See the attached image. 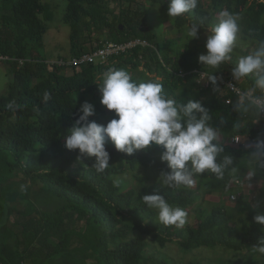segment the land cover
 <instances>
[{
	"label": "trees",
	"instance_id": "1",
	"mask_svg": "<svg viewBox=\"0 0 264 264\" xmlns=\"http://www.w3.org/2000/svg\"><path fill=\"white\" fill-rule=\"evenodd\" d=\"M43 1L0 0L4 13L0 17V56L10 59L0 63L11 79L6 93L0 94V264H53L57 260L62 264H86L89 259L94 264H145L149 260L145 252L150 245L144 237L149 236L161 246L177 241L184 251L200 247L253 251L256 242L264 238V230L253 222V217L264 212V206L237 204L233 208L236 214L230 206L226 209L198 208L191 224L187 220L182 228L171 226L169 230V226L158 222L156 212L147 209L140 199L158 192L173 206L187 211L194 209L197 192L204 190L221 196L231 186L226 188L214 177L205 176L192 189L161 187L157 177L167 168L166 162L159 159L162 149L154 145L125 156L107 143L111 159L103 174L90 168L94 157L78 160V150L64 148L63 137L77 118L75 113L87 98L96 95L101 98L97 86L99 78L110 68L128 71L148 58L158 66L156 74L168 98L186 102L189 97H178L177 92L190 82L196 93L199 90L193 83L195 75L186 72L185 53H176L172 59L159 57L152 46L136 49L105 65H87L73 69L69 76L63 75V68L47 63L37 54L44 47L46 24L53 20L51 8ZM66 1L64 23L69 27L70 57H79L100 46L99 43L87 49L93 32H105L109 42L140 38L152 44L147 11L139 7L143 2L165 11L168 7V0ZM207 2L205 7L203 0H199L198 8L192 13L171 18L173 28L182 30L193 23L199 24L201 38L204 30L215 22L217 13L227 10L240 18L243 41L254 44L264 39V0ZM234 60L226 63L223 69L231 68ZM19 61L23 63L20 65ZM180 72L186 77L181 78ZM45 92L50 93L47 102L43 100ZM205 94L201 102L209 109L212 123L223 121L224 133L242 139V147L226 144V151L240 159L244 155L243 143L264 134V124L247 126L242 122L231 111L236 99L233 94L218 98L209 96L208 91ZM226 98L231 99L229 105L225 104ZM113 118V113L103 107L95 108V115L89 119L106 125ZM135 160H138L137 170L154 174V178L145 176V183L129 188L123 176ZM32 186L60 200L58 208L49 212L36 210L28 197ZM259 192L264 194V184ZM19 205L24 208L19 210ZM15 211L18 219L10 225ZM7 229L14 236L11 248L8 247ZM71 237L83 243L88 254L61 251ZM261 257V264H264V256ZM156 264L169 262L160 258ZM186 264L202 263L189 261Z\"/></svg>",
	"mask_w": 264,
	"mask_h": 264
},
{
	"label": "clouds",
	"instance_id": "2",
	"mask_svg": "<svg viewBox=\"0 0 264 264\" xmlns=\"http://www.w3.org/2000/svg\"><path fill=\"white\" fill-rule=\"evenodd\" d=\"M198 4L199 0H168L166 15L168 18L184 17L196 10ZM239 19L222 10L217 13L212 26L204 30V52L197 62L208 69L200 79L211 86L214 94L220 91L223 77L217 73L233 60L241 34ZM201 33L199 24L188 26L189 39H199ZM254 44L246 54L235 58L230 68L231 83L227 86L236 96L231 111L247 126L256 123L264 114V39L256 40ZM97 86L101 106L113 113L114 118L106 125L90 120L95 115V107L85 101L63 137L65 149L78 150V160L95 158L90 167L95 173L103 174L110 165L111 155L106 148L110 142L125 156L153 145L161 148L159 159L166 162L167 170L159 172L157 182L163 188L192 189L202 177L210 176L226 188L231 186L235 198L242 190L251 194L257 177H260L259 184H264V134L246 142L244 155L236 159L226 151L223 121L213 124L209 109L191 96L186 102L168 98L160 78L137 83L126 69L110 68L100 76ZM49 99L50 93L45 92L44 102ZM239 128L237 123L236 129ZM255 195L259 197L257 206H264V194ZM140 199L147 209L156 212L158 222L164 226L179 229L186 224L188 213L170 204L164 195L153 192ZM253 222L264 230V212L255 215ZM252 249L264 256V238Z\"/></svg>",
	"mask_w": 264,
	"mask_h": 264
},
{
	"label": "rangeland",
	"instance_id": "3",
	"mask_svg": "<svg viewBox=\"0 0 264 264\" xmlns=\"http://www.w3.org/2000/svg\"><path fill=\"white\" fill-rule=\"evenodd\" d=\"M53 13V20L46 24L47 30L43 37V50L38 52L40 58L45 59L47 63L56 62L61 58L70 59V42H69V27L64 23V14L67 7L66 0H44ZM203 4L205 7L208 6L207 0H203ZM253 7V6H252ZM141 10L144 8L147 11V24L150 30L151 42L150 46L155 49V52L159 54V57L169 56L171 59L175 57L176 53L184 54L185 59L187 61L186 64V72L192 73L198 70L208 71V69L203 68V65L198 64L197 58L200 54L204 52V43L205 37L204 35L199 39H189L187 37V28H183L182 30H176L172 26V19L168 18L165 10L159 9L158 6H149L147 2H143L139 7ZM254 8V7H253ZM4 13L1 9L0 2V17ZM242 32V26H241ZM0 31V36H1ZM98 33V34H96ZM91 40L89 44L86 46L87 49L90 47L94 48L99 45L101 41L107 40L108 36L105 32H93L91 35ZM254 47V44L251 41H243L242 34H240L237 45L234 50L233 60L239 55L245 53L247 50H251ZM236 49L240 51L237 52ZM232 60V61H233ZM227 63H230L227 62ZM147 65L150 68V71L144 66ZM157 70L158 66L155 61L152 59L146 58L145 62H141L134 69L128 70L132 79L135 82H143L145 80L157 78ZM72 69L63 68L62 74L65 76L71 75ZM223 77H230V68L224 70L223 67L219 70V73ZM159 78V77H158ZM231 78V77H230ZM195 79V78H194ZM193 79V83H194ZM10 76L7 73L6 67L0 63V94L4 95L8 88V83L10 82ZM186 88H182L177 92L178 97L181 95L198 99L203 101L206 97L205 92L208 91V95H213L215 97H219L222 95L223 90L212 93L211 87L207 90L197 91L195 92L194 85L190 83L186 84ZM193 94L194 96H192ZM196 96V97H195ZM91 104L94 105L95 108H103L100 104L99 97L93 96L86 99ZM254 125V124H253ZM259 125H261L259 123ZM254 125V126H259ZM224 139L227 145H231L230 133H225ZM242 139L240 138V143ZM245 144V143H243ZM241 146L242 144L236 145ZM137 161L135 160L131 166H128L126 172L123 176V180L126 183V187L134 188L140 186L144 182L145 176H151L150 179L154 178V174L146 173L141 169L137 170ZM260 179H256L254 181V188L252 193L250 194L247 190H242L233 198L234 192L231 189H228L226 193L221 196L215 194H209V192L201 190L196 193V200L193 204L194 209H189L186 212L188 213V222L191 224L193 222L194 212H197L198 208L203 209H211V208H221L226 209L227 207H231V209H235L237 204L248 203L254 207L257 206V199L259 198L255 193H259V189L261 184H259ZM29 200L33 203L36 210L40 212H49L58 208L60 200L54 198L52 195L42 193L40 188L37 186H32L29 192ZM23 205H19L18 209H23ZM236 214V211H234ZM18 219V212L15 211L12 223L14 224ZM171 229V226L168 227ZM6 237L8 239L9 245L11 248V244L14 241L13 233L10 229L6 230ZM144 239L149 243L150 247L146 250L145 255L149 258V260L145 264H156V261L160 258L166 259L169 264H186L189 261H198L202 264H217L222 261L225 264H261L262 257L256 254L254 251L242 250L240 252H235L229 249L221 248V247H213L206 248L200 247L196 249H192L189 251L181 250L177 241L172 243H166L161 246L152 241V237H144ZM61 251L73 253V254H88L87 247L79 242L77 239L71 237L68 240V245H65L61 248ZM74 256V255H73ZM53 264H62V261L57 260ZM86 264H94L91 259L87 260Z\"/></svg>",
	"mask_w": 264,
	"mask_h": 264
},
{
	"label": "built area",
	"instance_id": "4",
	"mask_svg": "<svg viewBox=\"0 0 264 264\" xmlns=\"http://www.w3.org/2000/svg\"><path fill=\"white\" fill-rule=\"evenodd\" d=\"M150 44L147 40H143L140 38H131L123 42H109V41H104L100 43V46L87 51L83 54H81L79 57H71L70 59H59L56 62H53L54 65L58 66L59 68H69V69H80L82 67H85L87 65H92V64H98V65H105L109 63L111 60L116 59L122 55H126L136 49H147L150 48ZM141 59V56L139 57ZM10 59L8 57L0 56V62L2 61H9ZM23 61H19V64L21 65ZM205 71H194L189 74H194L195 75V80L194 83L196 84V88L199 91L207 90L211 86L207 85L205 81H202L200 79L201 74ZM220 77L222 75L217 74ZM180 77L185 78L186 74L184 72H180ZM231 83V78H224L222 77V83L220 84V88L222 92V97L225 96L227 93H231V89L228 88L227 86ZM234 95V94H233ZM235 96V95H234ZM231 102L230 98L225 99V104L229 105ZM264 124V114L260 116V118L257 121V125ZM233 145H239L242 144L240 143V138L239 137H233L231 139V143Z\"/></svg>",
	"mask_w": 264,
	"mask_h": 264
},
{
	"label": "crops",
	"instance_id": "5",
	"mask_svg": "<svg viewBox=\"0 0 264 264\" xmlns=\"http://www.w3.org/2000/svg\"><path fill=\"white\" fill-rule=\"evenodd\" d=\"M96 34H98V33H96ZM104 41H107V40H104ZM104 41H101V42H104ZM101 42H100V43H101ZM256 124H257V122L254 123V125H256ZM233 137H234V136H231V135H230V140H231Z\"/></svg>",
	"mask_w": 264,
	"mask_h": 264
}]
</instances>
